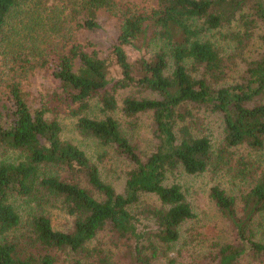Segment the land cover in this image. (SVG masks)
<instances>
[{"label": "trees", "instance_id": "trees-1", "mask_svg": "<svg viewBox=\"0 0 264 264\" xmlns=\"http://www.w3.org/2000/svg\"><path fill=\"white\" fill-rule=\"evenodd\" d=\"M118 1L0 0V86L12 101L8 117L0 108L5 156L0 161V264H61L60 253L67 264H110L102 247H88L108 229L133 243L136 264L168 259L180 228L195 218L181 186L167 183L170 173L234 168L226 157L231 150L264 147V0H157L151 11L135 13L120 11ZM102 14L122 20L112 59L86 53L80 45L67 48L71 23L95 30ZM214 32L233 45L232 53L224 54ZM257 34L262 53L246 62V49ZM239 61L246 62L244 70ZM48 65L58 84L53 98L78 116L79 134L114 148L128 162L122 192L102 179L82 149L62 140L60 123L48 118L50 109L27 102L18 71ZM234 75L237 80L229 83ZM127 90L156 97L132 94L120 108L119 96ZM94 102L101 119L84 115ZM201 110L224 119V145L217 154L197 117ZM118 112L131 128L140 115L152 114L156 147L149 156L126 137ZM252 164L238 162L239 173L245 176ZM143 195L157 197L160 207L135 213ZM210 198L238 241L221 247L213 264H242L245 258L264 262V173L242 197L240 213L236 199L219 185L210 189ZM18 199L35 211L25 244L10 238L22 225L13 203ZM56 205L72 218L71 230L54 228L48 209ZM148 216L156 228L144 229ZM260 228L263 240L257 241Z\"/></svg>", "mask_w": 264, "mask_h": 264}, {"label": "rangeland", "instance_id": "rangeland-1", "mask_svg": "<svg viewBox=\"0 0 264 264\" xmlns=\"http://www.w3.org/2000/svg\"><path fill=\"white\" fill-rule=\"evenodd\" d=\"M120 7L123 12L135 13L140 10L151 11L156 7L157 0H119ZM99 27L95 30H88L77 27L71 23L67 28L66 42L71 43L67 48L73 45H80L82 50L89 54H96L103 60L112 59L114 46L118 42L121 31L122 20L118 16L110 14H102L98 19ZM10 25L8 26V35L10 33ZM233 31L234 29L231 28ZM228 33L227 31H222ZM214 40L219 39L218 46L223 50L224 54L233 52V45L228 44L221 39L220 35L212 34ZM23 39V37H22ZM23 44V42H21ZM47 49L46 45L42 46ZM49 48V45H48ZM262 43L259 35H255L250 42L245 53L246 62L257 59L262 53ZM45 55L47 52H44ZM137 54L132 55V59ZM246 62L241 64L239 61V69L244 70ZM19 82L25 94V98L29 105L33 108L45 106L51 111L48 112L49 119H56L61 127V138L64 141L73 143L82 149L101 172L102 179L111 184L117 192H122L127 172L130 167L128 162L120 157L116 150L112 147L104 146L100 141L94 138H86L79 134L76 129L78 116L71 114L69 108L64 104H59L54 93L57 90V82L51 75V67L48 65L44 68H35L26 70L24 73L18 71ZM237 80L234 75L229 83ZM132 94L138 98H155L152 93L144 95L123 91L119 96V106L122 107V101ZM50 101V102H49ZM264 102V97L262 99ZM7 108H4V107ZM0 108L5 117L11 115L12 101L6 88L0 86ZM197 117L202 121L205 134L212 142L213 151L217 154L220 147L224 145V119L221 114L211 113L205 110L196 112ZM91 118L101 119L103 117L100 107L96 102L91 108L84 113ZM121 124L122 131L129 139L131 144L137 147L143 157L149 156L156 147L153 137V117L152 114H142L137 120L136 126L131 128L126 124L120 112L115 115ZM11 155H7L9 157ZM223 156V155H222ZM234 164L232 166L215 172L214 169L197 174L190 175L183 169H178L170 173L168 184H179L187 201L191 204L195 218L180 228V240L171 246L168 253L169 258L161 257L156 260L155 264H170V260L174 259V264H213V261L221 249L226 245L237 243L236 233L233 225L226 219L222 212L217 208L210 198V189L219 185L226 191L229 196L236 199L237 210L240 213L243 209L242 197L246 195L255 185L257 179L264 173V147L261 149H248L246 147L231 150L229 155ZM5 156L0 151V161ZM243 159L248 160L252 165H248L249 169L245 176H242L238 169V162ZM232 168V169H231ZM15 208L22 216V225L10 234V238L17 237L20 243H28L30 238L31 215L34 214L33 205L26 200L18 199L13 201ZM160 207V202L154 195H143L141 203L136 206L135 213H144L148 209ZM48 213L53 221V226L58 231H69L72 228V218L68 216L58 205L49 208ZM143 219L144 229L156 228V221L152 216ZM261 228L255 229L257 241H262ZM131 241H126L117 237L109 229L101 233L88 247H102L105 254L109 257L110 264H136L131 254ZM61 264H67L66 256L60 253ZM242 264H264V262L254 261L251 258H245Z\"/></svg>", "mask_w": 264, "mask_h": 264}]
</instances>
